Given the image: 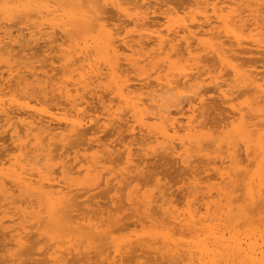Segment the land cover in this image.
<instances>
[{
	"label": "bare ground",
	"instance_id": "bare-ground-1",
	"mask_svg": "<svg viewBox=\"0 0 264 264\" xmlns=\"http://www.w3.org/2000/svg\"><path fill=\"white\" fill-rule=\"evenodd\" d=\"M256 52L264 0H0L1 264H264Z\"/></svg>",
	"mask_w": 264,
	"mask_h": 264
},
{
	"label": "rangeland",
	"instance_id": "rangeland-1",
	"mask_svg": "<svg viewBox=\"0 0 264 264\" xmlns=\"http://www.w3.org/2000/svg\"><path fill=\"white\" fill-rule=\"evenodd\" d=\"M175 1L177 3H180V0H175ZM181 2H182V0H181ZM253 54L252 55L251 54H246V56L244 55V59L247 58L248 60H251V59L252 60H258V64L257 65L262 66L264 64V55L263 54L261 55L258 52H256V54H254V55ZM207 57H210V55H207ZM211 58H212V56H211ZM214 63H215V61L213 59L211 61H207L208 66H214ZM210 86H212V85H210ZM241 90H243V89H241ZM209 95L211 96V99L209 100V96H208V102L206 104V107L207 108L205 107L207 110L205 109L206 110V114L204 116L203 121L205 123V126H207L208 128H212V130H214L215 127L217 126V124L220 122V120H222L228 114L225 111L224 105L221 104L222 102L219 99L220 97H219L218 93H215L214 94V92L211 91V93ZM209 101H210V104H209ZM126 135L127 134L125 133V136ZM4 146H5L4 148H9L11 146L10 145V141H7ZM241 150H242L243 153L240 151V155H241L240 157L243 156L245 158L246 156H245V153L243 151V148H241ZM156 160H157V162H156ZM156 160L153 161L152 169L151 170L152 171L154 170V171L160 172V174L162 176H165V178H164L163 181L164 182L169 181L168 184L171 185V186L173 185V188H171V192L173 191L172 199L174 200V202L176 204H178V206L182 207L184 205L183 203L185 201L184 200V197H185V190H184V188L186 187V185L182 184L183 183L181 181L182 175L180 174L181 173V170L179 171L178 168H177L178 165H175V163H173V161H171V160H168L167 161V160L164 159L165 160L164 161L163 159L160 160L159 158H156ZM169 161H171V162H169ZM197 163H199V162H197ZM173 165H175V166H173ZM207 175H210V176H213V177H214V175L216 176V174H215L214 171H209V172H206V173H202L201 176L202 177H206ZM165 179H166V181H165ZM212 180H213V178H211V181ZM168 187H170V186H168ZM105 191H107L106 186L105 187L102 186V188H100L98 191H96L98 193H101V194H98L97 193L98 195H100L97 200L102 203L101 204L102 206H106V204L108 203V198H107V195L105 196V194H106ZM103 204H105V205H103ZM135 221H136V218H132L130 211H126L123 214V219L121 220V222L119 224L115 225V228H118V227L123 226V225H125V226L126 225H129L128 228L126 229V231H130V230H132V229L135 228V225L133 224ZM53 225L54 226H50V227H47L48 226L47 225L45 227L47 228V231H49V228H50V229H52L53 233L55 231L54 234H58V230H59V228H57L58 226L55 225V224H53ZM45 227L42 229V231H46V228ZM140 228H141L140 225L136 226V229L137 230H140ZM33 231L35 232V230H32V232ZM34 232H33V234H34ZM33 234H32V236H33ZM48 234L50 235V232H48ZM32 238L35 240L34 241L35 242V245H38V246H43V247L45 246V247H47L52 242V241H50L48 239H44V238H41L39 236H35V237H32ZM41 239H44V240H41ZM42 241H44V242H42ZM47 243H48V245L46 246ZM43 244H45V245H43ZM93 255H95V253L94 254L92 253L91 256L93 257ZM43 257L44 256H42V258ZM71 258H72V256L70 257L69 263L73 261L72 262L73 264H80L76 260V259H78L76 257V255L72 258L73 260ZM94 260H97V259H94ZM1 262L2 261H0V264H1ZM30 262L32 263V261H30ZM100 262H102V261H100ZM72 263H70V264H72ZM101 264H103V263H101ZM125 264H134V263H133V261L129 260V261H126ZM145 264H147V263H145ZM151 264H154V262H151Z\"/></svg>",
	"mask_w": 264,
	"mask_h": 264
}]
</instances>
